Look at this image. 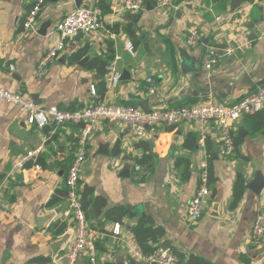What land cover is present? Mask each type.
I'll return each mask as SVG.
<instances>
[{
    "label": "crops",
    "instance_id": "obj_1",
    "mask_svg": "<svg viewBox=\"0 0 264 264\" xmlns=\"http://www.w3.org/2000/svg\"><path fill=\"white\" fill-rule=\"evenodd\" d=\"M100 1L49 0L36 31H25L23 22L35 0H0V86L45 109L87 108L94 87L95 101L152 112L201 103L232 105L264 84V37L256 36L264 0H173L163 9L144 0L139 13L122 10L126 0H106L111 9L106 14L99 10ZM82 7L100 15L102 28L68 41L47 74L35 77L40 60L59 41L50 36L53 27ZM193 28L203 37L196 49L187 45ZM228 47L235 53L206 69L211 49ZM109 66L121 76L116 85ZM210 129L201 146L202 132ZM80 135L81 126L74 124L31 127L24 111L0 101V264H58L56 256L73 241L67 196L54 206L49 203L66 189ZM231 135L235 152L224 157L212 127L160 126L137 140L123 124L97 123L78 190L98 264L132 263L131 247L141 250L133 232L140 218L164 232L158 242H150L154 250L169 249L183 264L190 258L206 264H264V240H251L255 221L264 213V111L242 117ZM38 148L41 171L28 167L5 179L13 161ZM204 162L210 197L192 223L187 206L199 188ZM137 166L145 176H139ZM239 177L243 194L235 203ZM119 207L132 216L111 213ZM55 224H65L64 233L55 236ZM116 225L120 235L113 233ZM85 263L81 257L78 264Z\"/></svg>",
    "mask_w": 264,
    "mask_h": 264
},
{
    "label": "built area",
    "instance_id": "obj_2",
    "mask_svg": "<svg viewBox=\"0 0 264 264\" xmlns=\"http://www.w3.org/2000/svg\"><path fill=\"white\" fill-rule=\"evenodd\" d=\"M49 0H35L31 10L28 12L23 27L25 31H36L37 21L40 13L45 9ZM158 8H167L173 4V0H152ZM145 9L144 0H126L122 10L129 13H139ZM217 20H221L220 17ZM102 28L100 15L93 9L82 7L68 14L57 23L50 36H57L59 41L50 47L40 60L34 75L43 78L53 63L64 50L66 43L81 35H90ZM256 36L264 37V21L258 23ZM203 42L201 32L193 28L187 36V45L191 49L198 48ZM128 50L133 53V47L128 45ZM234 48H212L206 58V69L212 67L215 60L232 56ZM112 83L116 85L121 76L115 71L114 66H109ZM152 82L151 79L148 80ZM154 88L150 89L153 93ZM90 96L92 103L89 107L81 110H62L57 107L41 108L35 102L25 98L20 92H12L0 86V101L9 105L17 106L26 113V122L29 126L45 128L53 125L57 127L66 125H80L81 135L79 138V152L70 165L65 179L67 189V211L66 216L74 223V238L64 253L56 256L58 264H78L81 257L86 258L85 264H98L94 242L91 238L86 214L83 208L81 195L78 190L84 164L87 160L89 138L97 123L107 121L120 123L126 126L132 138L144 139L148 132L160 126L177 127L186 123H196L203 127H212L220 136L221 154L224 157L234 155L235 146L232 140L231 127L245 115H254L264 111V84L260 85L252 93L246 95L232 105L201 103L191 106H180L174 108L158 109L152 112H145L140 108L131 106H115L102 101H95L98 98L93 87ZM210 131H203L199 139L201 146L206 144V135ZM42 148L27 151L18 159L13 161L10 171L5 179L9 180L23 173L28 167L36 172L41 171L38 163ZM139 176H145L141 167H136ZM210 197L208 164L202 163L199 167V188L194 197L189 201L187 214L190 222L194 223L202 216L205 203ZM1 203V194H0ZM121 228L116 225L113 233L120 235ZM251 240L260 243L264 240V213L255 221ZM131 264H183L181 258L173 251L158 247L152 253L146 255L138 247H131Z\"/></svg>",
    "mask_w": 264,
    "mask_h": 264
},
{
    "label": "trees",
    "instance_id": "obj_3",
    "mask_svg": "<svg viewBox=\"0 0 264 264\" xmlns=\"http://www.w3.org/2000/svg\"><path fill=\"white\" fill-rule=\"evenodd\" d=\"M239 1L240 3H242L246 0H239ZM98 7L99 10H101L102 14H106L111 11L110 6L106 0H101ZM130 34L133 35V32L130 31ZM242 194H243V180L241 177H239L235 188V197H234L235 203L241 198ZM66 196H67V189L59 191L58 194L51 200L49 206H54L58 204L61 201V198ZM111 213H118L120 218L124 216H130V217L132 216L131 212L123 207L115 208L111 211ZM148 224H150L149 219L140 218L138 220L137 226L133 229V232L136 236L141 251L146 255L152 253L154 250V248L150 245V242L152 241L158 242L164 235V232L162 230L149 227ZM65 229H66L65 224H55L52 226L51 232H53L55 236H59L62 233H64ZM189 264H206V263L196 258H190Z\"/></svg>",
    "mask_w": 264,
    "mask_h": 264
},
{
    "label": "water",
    "instance_id": "obj_4",
    "mask_svg": "<svg viewBox=\"0 0 264 264\" xmlns=\"http://www.w3.org/2000/svg\"><path fill=\"white\" fill-rule=\"evenodd\" d=\"M45 27H47V26H45ZM43 33L46 34V30H45V28H43ZM217 148H219V146H218ZM61 242H62L61 244L64 243L63 241H61Z\"/></svg>",
    "mask_w": 264,
    "mask_h": 264
}]
</instances>
